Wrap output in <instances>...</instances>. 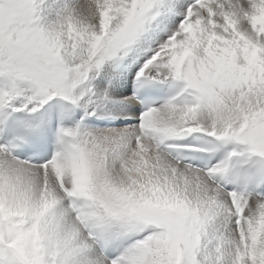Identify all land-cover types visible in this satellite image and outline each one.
Returning a JSON list of instances; mask_svg holds the SVG:
<instances>
[{"label":"snow or ice","instance_id":"6c2138e0","mask_svg":"<svg viewBox=\"0 0 264 264\" xmlns=\"http://www.w3.org/2000/svg\"><path fill=\"white\" fill-rule=\"evenodd\" d=\"M0 264H264V0H0Z\"/></svg>","mask_w":264,"mask_h":264},{"label":"rangeland","instance_id":"374dc122","mask_svg":"<svg viewBox=\"0 0 264 264\" xmlns=\"http://www.w3.org/2000/svg\"><path fill=\"white\" fill-rule=\"evenodd\" d=\"M127 71H131V69L127 70Z\"/></svg>","mask_w":264,"mask_h":264},{"label":"bare ground","instance_id":"6f19581e","mask_svg":"<svg viewBox=\"0 0 264 264\" xmlns=\"http://www.w3.org/2000/svg\"><path fill=\"white\" fill-rule=\"evenodd\" d=\"M134 74V73H133Z\"/></svg>","mask_w":264,"mask_h":264}]
</instances>
